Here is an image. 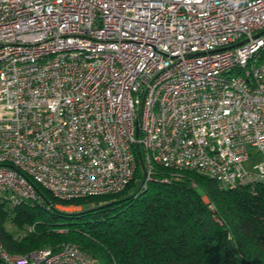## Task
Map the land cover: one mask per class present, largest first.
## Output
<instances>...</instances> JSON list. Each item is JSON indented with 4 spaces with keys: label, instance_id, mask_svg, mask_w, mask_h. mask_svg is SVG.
I'll return each mask as SVG.
<instances>
[{
    "label": "built area",
    "instance_id": "built-area-1",
    "mask_svg": "<svg viewBox=\"0 0 264 264\" xmlns=\"http://www.w3.org/2000/svg\"><path fill=\"white\" fill-rule=\"evenodd\" d=\"M263 54L264 0H0V200L120 192L137 148L144 185L156 165L264 183ZM0 259L96 264L1 240Z\"/></svg>",
    "mask_w": 264,
    "mask_h": 264
},
{
    "label": "trees",
    "instance_id": "trees-1",
    "mask_svg": "<svg viewBox=\"0 0 264 264\" xmlns=\"http://www.w3.org/2000/svg\"><path fill=\"white\" fill-rule=\"evenodd\" d=\"M136 155L135 177L117 193L64 200L39 187L35 203L0 200L5 249L75 244L96 264H264V183L224 189L206 174L156 165L144 185Z\"/></svg>",
    "mask_w": 264,
    "mask_h": 264
},
{
    "label": "rangeland",
    "instance_id": "rangeland-1",
    "mask_svg": "<svg viewBox=\"0 0 264 264\" xmlns=\"http://www.w3.org/2000/svg\"><path fill=\"white\" fill-rule=\"evenodd\" d=\"M247 165V167H250V165H249V163H247L246 164ZM143 172V169H141V173ZM140 180H141V178H137V180H136V184L138 185L139 184V182H140ZM132 189H130L129 191H128V193H132ZM80 207H78V208H76V209H69V210H77V209H79Z\"/></svg>",
    "mask_w": 264,
    "mask_h": 264
},
{
    "label": "water",
    "instance_id": "water-1",
    "mask_svg": "<svg viewBox=\"0 0 264 264\" xmlns=\"http://www.w3.org/2000/svg\"><path fill=\"white\" fill-rule=\"evenodd\" d=\"M141 155V154H140Z\"/></svg>",
    "mask_w": 264,
    "mask_h": 264
}]
</instances>
